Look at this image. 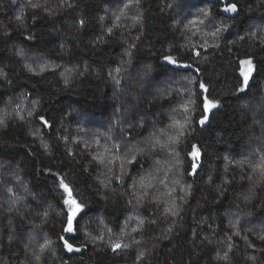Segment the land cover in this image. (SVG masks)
<instances>
[{
	"label": "trees",
	"instance_id": "trees-1",
	"mask_svg": "<svg viewBox=\"0 0 264 264\" xmlns=\"http://www.w3.org/2000/svg\"><path fill=\"white\" fill-rule=\"evenodd\" d=\"M31 2L0 0V264H264V239L249 236L247 250L233 226L251 218L264 235V182L237 167L250 143L264 150L252 108L264 99V38L249 28L264 24V0ZM228 3L239 14L225 16ZM216 28L226 30L213 37ZM248 57L255 70L241 93ZM204 96L219 107L203 127ZM61 178L84 205L72 233L62 231Z\"/></svg>",
	"mask_w": 264,
	"mask_h": 264
},
{
	"label": "snow or ice",
	"instance_id": "snow-or-ice-1",
	"mask_svg": "<svg viewBox=\"0 0 264 264\" xmlns=\"http://www.w3.org/2000/svg\"><path fill=\"white\" fill-rule=\"evenodd\" d=\"M12 2L15 3V0H12ZM28 2L34 8L39 6L38 4H33L31 2V0H28ZM134 2L136 4H139L140 0H134ZM69 6H71V5H69ZM125 7H128V5H125ZM222 12L239 14L238 4L237 3H228L223 7ZM210 15H211L210 13H204L205 19H208ZM101 19H103V17ZM199 23L203 24L204 20H201ZM80 24L83 25L84 21L81 20ZM210 24L214 27L215 21L210 20ZM224 30H226V29L216 28V30L210 34L213 37H215V36L219 35ZM109 31H111V29H109ZM28 39H33V37H28ZM196 55L199 56L200 52L197 51ZM163 59L165 61H168L170 64H173V65L179 64V61L171 55L164 56ZM241 63L247 66V71L243 74V76H244L243 83L241 84L240 88H238L237 90L241 93H244L249 87V81H250V78H252V73L255 70V66L253 64V60L251 57L244 59L243 61H241ZM183 67L187 68V67H191V65H183ZM29 71H34V69L29 68ZM40 71L41 72L45 71V67L41 66ZM115 71L117 73H119L121 71V69L117 68ZM196 71H199V69H196ZM109 75H111V73ZM113 79L117 85L121 84V81L119 79H116L115 77H113ZM199 88L204 90L205 92L207 91V87L202 81L199 83ZM202 104H203L202 110L204 113L211 112L213 109H217L219 107V102L212 100V99H209L208 96H204V98L202 100ZM17 107H19V105H17ZM117 111H119V109H117ZM184 111L186 113L189 112L190 111L189 107L185 106ZM29 115H31V112L29 113ZM208 119H209L208 115L205 114L198 121V123L200 125H205L206 122L208 121ZM39 120L42 121L45 126L51 127L48 120L45 119L44 116H40ZM173 123H174V126H177L179 128V134H183L184 129H185V125L180 124L179 121H174ZM3 125H4V121L0 120V126H3ZM170 142L172 144L178 143L179 137L177 136L175 139L170 137ZM44 147L47 149V145H44ZM154 147H155V145H153V148ZM191 147H192V151L188 153V155L193 158L192 159V171L190 174L195 175V174H197V169L200 167V165L197 163V160H199V158L201 157V151H200L199 147L195 144L192 145ZM117 150H119V148H117ZM140 151H143V149H140ZM135 161H136V156H135V154H133L132 158L130 160H127V163L131 164V163H134ZM121 167H123V165H121ZM262 174H264V173H262ZM116 179L120 180L121 178L119 176H117ZM153 180H155V177H150V178H148V182L145 183V178H141V181H140L141 186H142V188L145 189V192L143 193L144 195H147L146 189L151 188L153 186V184H152ZM160 182L164 183L163 180H161ZM59 187L61 189H63V192L66 194L65 198L63 199V205L67 206V212L65 213V215L67 216L66 226L62 229V231L72 233L74 231L73 222L76 221L78 223L77 217H78V214H80L83 211L84 205L77 201V199L73 195L72 188L69 186V184L65 183L63 178L60 179ZM8 191H9V193H12L13 195H15V193L12 191L11 188H9ZM172 214L177 215L178 213L173 212ZM44 215L47 216V212H45ZM141 224H143V221H141ZM134 231H135V229H134ZM61 239L63 240L64 238L61 237ZM229 239H231V238H229ZM136 243H139V242L136 241ZM250 246L254 247L253 245H250ZM63 247L66 248L68 252H73V251L79 252L81 250L80 248H75L74 245L69 243L67 240H64ZM127 247H128L127 244L116 243L113 245L112 250H113V252H116L121 248H127ZM228 249H229V251L232 249L231 244L228 245ZM41 250L43 251V249H41ZM261 251H264V249H261ZM142 255L143 254H141V256ZM217 258L227 260L228 259V252L226 251L222 257L218 255ZM37 259H39V256H37Z\"/></svg>",
	"mask_w": 264,
	"mask_h": 264
},
{
	"label": "rangeland",
	"instance_id": "rangeland-1",
	"mask_svg": "<svg viewBox=\"0 0 264 264\" xmlns=\"http://www.w3.org/2000/svg\"><path fill=\"white\" fill-rule=\"evenodd\" d=\"M178 9L179 10L181 9V11H183V9L179 6V3L175 5V11L176 12H178ZM191 14H192L191 10L187 8L185 10V15L187 17H189V16H191ZM249 28H250V31L253 32V34H255V35H257V37H259V39L264 38V24H262L259 21H252V22H250ZM246 71H247V66L243 64V73H245ZM263 89H264V85H263ZM138 91L141 95H144V93H146L145 88L139 89ZM252 108H253V112L255 113V115H253L254 116L253 118L258 119V121H256V122L254 121L255 123H253V131L256 133H259V131H260V133H263L264 128H260V127H264V99H263L262 103H257V104L252 103ZM261 143H262V141H261ZM250 147H251V143L249 144L247 152H245V155L242 157V159H240L238 161L237 165H241V164L242 165L237 166V167H238V169L247 168L250 170V173L252 172L251 182H257V183L264 182V174H262V173H264V170L261 167V165H260V167H259V165H257L260 160H262V161L264 160V150L262 149V151L260 153H258V155H256L255 152H253ZM252 156L255 157L254 163L249 162V160L252 159ZM262 163L263 162H261V164ZM243 164L246 166L242 167ZM228 165L230 166V164H228ZM250 219L251 218H249L247 220L245 219L242 221H238L237 224L233 225L234 227H237L239 231L243 232V233H241V235L243 236V238L245 240V248L247 250H252V247L250 246L251 244L249 242V236L253 235L254 237H256L258 239H264V235H259V232L261 231V227H262L263 223L256 224V222L250 221ZM138 232L139 231H135L131 235H126L125 237H123L121 239L120 242H124V244L134 242V239H136ZM255 233H257V236Z\"/></svg>",
	"mask_w": 264,
	"mask_h": 264
},
{
	"label": "water",
	"instance_id": "water-1",
	"mask_svg": "<svg viewBox=\"0 0 264 264\" xmlns=\"http://www.w3.org/2000/svg\"><path fill=\"white\" fill-rule=\"evenodd\" d=\"M226 1H229V0H226ZM224 14H225V16H228V17H231V16L234 15V13H226V12H224ZM207 115H208V113H207ZM208 117H209V115H208ZM206 123H207V122H206ZM205 125H206V124H205ZM205 125H202V126L204 127Z\"/></svg>",
	"mask_w": 264,
	"mask_h": 264
}]
</instances>
